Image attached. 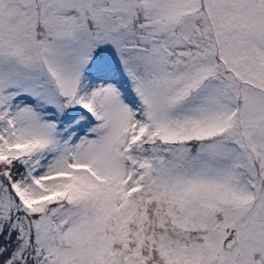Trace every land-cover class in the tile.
Returning <instances> with one entry per match:
<instances>
[{"label": "snow or ice", "instance_id": "obj_1", "mask_svg": "<svg viewBox=\"0 0 264 264\" xmlns=\"http://www.w3.org/2000/svg\"><path fill=\"white\" fill-rule=\"evenodd\" d=\"M0 264H264V0H0Z\"/></svg>", "mask_w": 264, "mask_h": 264}]
</instances>
